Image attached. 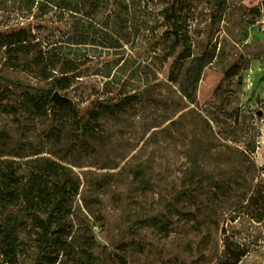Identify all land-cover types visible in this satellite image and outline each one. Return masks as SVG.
I'll return each instance as SVG.
<instances>
[{"label":"rangeland","instance_id":"1","mask_svg":"<svg viewBox=\"0 0 264 264\" xmlns=\"http://www.w3.org/2000/svg\"><path fill=\"white\" fill-rule=\"evenodd\" d=\"M142 5L157 36L130 46L103 13L0 0V75L19 84L0 82L7 264H264L247 208L264 184V0Z\"/></svg>","mask_w":264,"mask_h":264},{"label":"trees","instance_id":"2","mask_svg":"<svg viewBox=\"0 0 264 264\" xmlns=\"http://www.w3.org/2000/svg\"><path fill=\"white\" fill-rule=\"evenodd\" d=\"M54 6L64 10L84 13V15L92 16L96 13H103L105 28H108L112 35L118 41L125 45H132L135 43L140 33L144 34L150 40L157 36L156 27L159 24V17L153 15L147 19V8L144 7L143 0H115L113 6L110 5L109 0H43ZM185 9V2L177 3L174 1L167 9L168 15L164 18L171 26L173 33H180L181 31V13ZM184 58V57H183ZM182 58V59H183ZM181 59V58H179ZM197 61L203 62V67L210 64L203 55L197 57ZM0 82H9L0 75ZM17 87L19 84L9 82ZM45 96L49 97L50 92H43ZM135 98L133 96L125 97L119 102L108 106L105 102H97L91 105V108L103 109L109 111L119 107H128L133 104ZM87 122L86 115L82 116ZM240 155L247 160V156L242 152ZM260 204V205H259ZM247 208L252 213V218L262 220L264 217V184L255 189L249 196ZM48 237V228L43 229V238L46 243ZM5 245L6 251H3L2 245ZM17 249V239L14 232V223L10 215H6L4 224L0 228V264H7L8 254H14Z\"/></svg>","mask_w":264,"mask_h":264},{"label":"water","instance_id":"3","mask_svg":"<svg viewBox=\"0 0 264 264\" xmlns=\"http://www.w3.org/2000/svg\"><path fill=\"white\" fill-rule=\"evenodd\" d=\"M50 99L53 103H57L59 101H61V102L68 101V98L61 96L57 91L53 92Z\"/></svg>","mask_w":264,"mask_h":264}]
</instances>
